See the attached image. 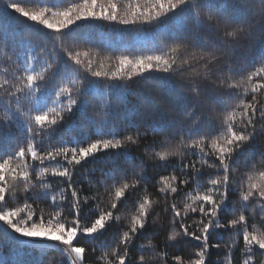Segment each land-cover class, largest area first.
I'll return each mask as SVG.
<instances>
[{
	"label": "snow or ice",
	"instance_id": "6c2138e0",
	"mask_svg": "<svg viewBox=\"0 0 264 264\" xmlns=\"http://www.w3.org/2000/svg\"><path fill=\"white\" fill-rule=\"evenodd\" d=\"M26 2L38 3L39 0ZM260 4L261 15L264 16V0H260ZM6 7L27 21L50 30L55 47H59L69 36L73 26L88 20L134 26L170 22L181 13H191L187 19L198 32L222 31L230 43L247 38L254 28V23L232 22L219 11L212 14V8L219 10L227 7V0L204 6H199L196 0H145L144 6H141L139 0H134L123 14L116 0H108L107 4L100 0H82L62 10L50 4L39 11H26L17 0H8ZM205 8L208 14L202 17ZM193 9L197 10L193 12ZM259 23L255 21V24ZM0 37L5 40V47H9V33L0 32ZM12 41L14 44V36ZM196 48L197 45L193 44L189 51L187 44L177 43L158 53L121 55L115 57L116 69L111 72L96 70L95 61L89 58L88 52L73 54L68 51L64 71H83L96 79L129 81L137 77L159 78L151 76L152 73L166 74V78L173 74L183 75L197 98L202 93L207 97L212 89H220L221 94L226 96L223 110L208 109L214 113L211 119L218 123V127L199 117L193 120L195 112L185 109L175 120L178 127H171L162 119L149 124L143 133L137 129L134 134L121 137L116 130H109L107 124H102L95 130L98 138L92 139L88 133L82 132L79 137L61 138L55 144L51 141L66 116H71L77 109L82 117L86 115L84 109L88 105L82 98L86 93L82 87H76L80 80L73 77L65 82L62 79L51 94L42 99L47 84L60 75L58 65L45 62L37 69L32 61L39 62V57L29 56L25 66L14 60L16 53L10 55L5 52V59L15 67L11 72L5 68L4 78L0 79V109L4 113L0 116V127L10 124L18 114L27 116L21 124L23 140L27 141V145L11 152L0 151V222L6 226L5 234L10 230L33 244L54 242L53 250L60 253L61 264H85L89 244L93 245L91 252L95 256V264H153L157 259L166 262L168 253L157 252L152 237L146 244H136L145 236L149 219L159 203L153 200L146 186L143 194L131 201L132 210L127 214V222L120 224L121 208L129 207V195L135 193L142 183L147 185L150 182L144 160L133 156L129 146L139 147L142 137L161 133L163 139L159 143L153 142L144 147L154 162L166 163L173 157H180L176 165L178 172L174 170L168 176H161L157 183L161 185L158 196L165 202L164 212L170 217L167 240L172 243L178 238H190L199 242L195 258L187 264H206L210 247H219L216 243L210 245V237L219 230L234 235L228 247L227 264H232V251L240 238L243 241L240 251L244 257L241 264H255L257 250L264 256V151L257 153L251 148L256 134L264 133V49L259 66L252 61L254 66L251 70L240 69L237 72L221 64V55H217L215 50L197 51ZM100 68H104L103 63ZM225 68L228 75L214 76V72H223ZM22 101H27L29 105L26 113ZM124 102L127 103L126 97ZM105 104L111 107L110 100H106ZM45 143L48 144L46 149L42 147ZM121 149L127 150L121 153L118 151ZM149 149L152 151L149 152ZM100 154L105 155L106 164L109 161L115 164L122 155L127 166L102 172L105 179L96 181L103 188L102 193L81 195L83 189L77 187L81 182L74 179L77 169L95 161ZM186 157L195 159L185 163ZM241 168L246 171L241 173ZM204 176L208 177L206 181L202 180ZM50 178L55 179L50 183ZM107 180L112 181L111 185ZM89 183L92 181L89 180ZM189 183L193 187L183 193L181 207L175 201V194L183 192V187ZM18 185H23L20 192L24 203L8 207L10 199H18ZM56 187L59 188L58 193ZM237 191L238 199L230 201V196ZM30 193L33 195L30 196ZM105 195L108 202L106 207H102ZM40 200H47L49 206L56 209L47 220L43 210L38 214L34 207ZM90 201L95 207L89 206ZM250 205L251 216L248 215ZM65 206L67 216L63 213ZM85 208L88 211L82 216ZM250 219L253 221L251 224ZM187 220L191 222L186 223ZM158 222L163 228L164 224L158 218L152 221L153 227ZM100 237L106 238L96 245L95 241ZM81 240L85 243L81 244ZM47 251L43 250L44 254ZM97 252L99 255H96ZM134 252L139 255L133 257ZM55 261L53 256L49 264H55ZM172 264H185V261L182 256L173 255Z\"/></svg>",
	"mask_w": 264,
	"mask_h": 264
},
{
	"label": "trees",
	"instance_id": "16d2710c",
	"mask_svg": "<svg viewBox=\"0 0 264 264\" xmlns=\"http://www.w3.org/2000/svg\"><path fill=\"white\" fill-rule=\"evenodd\" d=\"M8 0H0V32L7 31L9 33L8 43L9 47H5V40L0 37V79L4 78V69L8 68L11 72L15 65H10L5 59L4 53H16L14 60L18 64L25 65V61L29 56L39 57V62L33 60L32 62L39 69L41 63L55 62L58 65L60 75L56 79L47 84L44 95H50L53 88L63 81H68L75 77L80 80V84L76 87H82L86 93L82 98L87 101V108L84 109L85 116H81L80 110L77 109L71 116L65 117V122L61 124L57 130L56 136L51 143L55 144L59 139H67L68 137H79L82 132L88 133L92 139L98 138L95 136V130L101 127L102 124H107L109 130H116L121 137L128 133H135L137 129L141 133L153 122H159L162 119L166 121L171 127H178L175 122L179 118V114L183 113L185 109H191L195 112L193 120L199 117L202 121L211 122L214 127H218V123L211 118L214 113L210 112L209 108H214L217 112L223 110L225 107L226 96L221 94L220 89H212L208 96L205 97L203 93L197 98L191 91V86L186 83L185 77L179 74H173L166 78V74L152 73L151 78H134L132 80H110L106 78L96 79L83 71H64V64L67 60L66 53L71 51L88 52L91 59L95 61L96 70L115 71L116 65L114 63L115 57L121 55L140 56L158 53L160 50L167 51L171 46L177 43L187 44L189 51L192 50L193 44L197 45L196 50L201 49L215 50L217 55H221V64L233 68L238 72L240 69L245 71L251 70L254 66L251 62L255 61V66L261 63V51L264 49V16L261 15L260 0H227V7L222 9L212 8V14L219 11L227 19L235 23H254V28L251 35L245 39L229 42L223 35L222 31L215 29L210 33H200L196 29L191 20L187 19L191 13H181L179 17L170 21L159 24H138V25H120L117 23H110L105 21H80L73 26L72 32L59 47L54 46V41L50 30L44 29L42 26L36 25L34 22L27 21L26 18L20 17L19 14L14 13L12 9L6 7ZM21 6L25 7L26 11H39L41 7L54 4L57 10H62L72 3H81L82 0H39L38 3L26 2V0H17ZM101 3L107 4L108 0H100ZM134 0H116L119 5L121 14L128 11V5ZM141 6H144L145 0H139ZM199 6L205 4H217L219 0H196ZM197 9H193L195 12ZM208 9L205 8L201 16H206ZM255 21H260L255 24ZM184 25H187L185 27ZM14 36L15 43L12 38ZM58 43V42H56ZM68 63H71L70 61ZM87 63V61H85ZM103 63L104 68H100ZM179 63V61H178ZM73 67H75L73 65ZM227 68L223 72H214L216 78L228 75ZM147 75V74H146ZM239 79V75L236 76ZM126 97L127 103L124 102ZM250 98V97H249ZM106 100L111 101V107L108 108L105 104ZM24 112L28 110L27 101H22ZM3 110L0 109V116H3ZM27 119L26 115H17L13 121L0 127V151L11 152L20 146H26L27 141L23 140V133L21 131V124ZM110 121V123H109ZM188 123H191L189 121ZM187 127V124L185 125ZM260 128V125H257ZM163 139V134H148L142 137L140 146H129L133 156L143 159L147 168V176L150 182L141 184L140 188L133 194L129 195V207L121 208L122 219L120 224L127 222V214L131 211V201L137 199L143 194V189L146 186L148 192L152 195L153 200H158L159 203L155 206L153 216L149 219V226L143 238L136 241V244L147 243L149 237H152V242L155 244L156 251L160 253L167 252V261L159 260L153 264H172V256L180 255L183 257L185 264L195 258V252L198 251L197 241H192L190 238H183L176 242L170 243L167 240L169 232L170 217L164 212L165 202L162 197L158 196V189L161 187L157 183L161 176H168L174 170L178 172L176 165L179 163L180 157H173L168 162H154L149 158V154L145 151V145L159 143ZM179 137L177 136V140ZM44 149L48 147L45 143L42 145ZM251 148L254 152L264 151V133L258 132L251 142ZM127 149L118 150L124 152ZM152 149H149V152ZM258 158V157H257ZM195 157H186L185 163L194 160ZM125 159L119 156L115 164L109 161L105 163V155L100 154L98 159L93 162L86 163L82 168L77 169L75 180L81 183L77 187L82 188L81 195H92L97 192H103L97 184V180L105 179L102 172L109 169L126 167ZM95 169V171H93ZM139 171V170H137ZM246 169L241 168L240 172ZM238 175V174H234ZM35 179V177L33 176ZM207 176L202 177V180L207 179ZM55 178H50L51 183ZM89 180L92 183H89ZM111 185L112 181H106ZM238 188V186L234 185ZM23 185L17 186L18 199L11 200L8 207H16L24 203V196L20 192ZM55 187V185H54ZM192 183L183 187V192L175 194V201L182 207L183 193L192 189ZM57 193L59 188L56 187ZM33 195L32 193L29 194ZM238 199V191L235 195L230 196V201ZM32 202L31 199L28 201ZM108 197L105 195L102 207H106ZM171 202V198L169 203ZM90 207H95L93 202H89ZM37 212L43 210L45 220L49 218V214L56 209L49 206L47 200H40L34 204ZM238 207V205H237ZM248 213L251 216V208ZM88 211V208L83 210L82 216ZM64 216H67V206L63 210ZM70 218V217H69ZM162 221L164 227H160L158 222L155 227L152 221L157 219ZM190 223V220L185 221ZM249 223H253L250 219ZM6 226L0 222V264H49L51 257H56L55 264H61L60 253L54 251L55 243L47 242L45 244H33L32 242L19 237V234H13L7 230ZM192 229H190L191 231ZM107 236V234H106ZM106 237H100L95 241L96 245H100ZM234 235L230 232L219 230L215 235L210 237V245L212 243L219 244L218 248L210 247L207 255L206 264H227L226 257L228 256V247ZM81 244L85 243L83 240ZM92 244L88 245V252L85 259V264H95V256L91 252ZM243 247L242 238L237 242L236 247L232 251V264H241L244 258L240 249ZM47 249L44 254L43 250ZM96 255H99L97 252ZM133 257L139 253H132ZM255 264H261L264 256L259 254L257 250L254 257Z\"/></svg>",
	"mask_w": 264,
	"mask_h": 264
},
{
	"label": "rangeland",
	"instance_id": "374dc122",
	"mask_svg": "<svg viewBox=\"0 0 264 264\" xmlns=\"http://www.w3.org/2000/svg\"><path fill=\"white\" fill-rule=\"evenodd\" d=\"M19 236V235H18ZM21 238H23V237H21ZM24 239H26L27 240V238H24Z\"/></svg>",
	"mask_w": 264,
	"mask_h": 264
}]
</instances>
